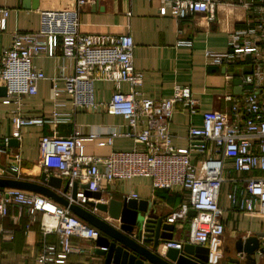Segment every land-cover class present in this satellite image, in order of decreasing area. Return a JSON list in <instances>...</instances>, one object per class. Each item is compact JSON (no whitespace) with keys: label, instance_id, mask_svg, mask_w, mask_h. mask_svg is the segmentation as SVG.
I'll use <instances>...</instances> for the list:
<instances>
[{"label":"built area","instance_id":"built-area-1","mask_svg":"<svg viewBox=\"0 0 264 264\" xmlns=\"http://www.w3.org/2000/svg\"><path fill=\"white\" fill-rule=\"evenodd\" d=\"M228 0H163L160 15L171 16L178 22L193 15L203 14L209 22L216 19L217 7ZM93 0H77L76 6L68 9L44 10L41 12V27L37 32H15L11 45L0 56V85L7 88L2 103L16 104L13 111L12 138L22 137L25 127L60 123L61 108L71 103L72 113L79 111L105 112L120 116L127 122L105 134L86 133L75 127L67 136L57 132L43 135L39 141L38 164L48 176H56L68 184L58 194L70 203L86 208L93 199L88 191L107 193L116 182L146 178L154 189L180 191L186 198L181 206L167 218L170 224H182L191 210L196 216L190 218V233L186 240H173L163 245L181 249L183 244L206 246L210 250V264H221L225 257L223 238L225 210L220 205V195L228 181L226 173L232 169L235 190L228 194L230 208L247 214H259L264 218V0H238L250 16L245 28L235 29L225 51L207 50V61L229 71L233 65L249 61L251 73L242 76L245 93L241 98H232L231 114L208 111L203 114V125L191 127V141L202 139L204 143L191 144L188 148H176L170 124L177 105L191 115L199 112V102L188 86H177L170 98L153 100L139 97L137 88L143 84L144 73L135 66V43L131 34L96 35L80 30L81 11ZM0 31L6 29L7 10H2ZM180 45L191 42L180 41ZM61 58L71 62L72 72L59 66V74L51 78L53 83L54 109L47 117H26L20 108L26 97L38 93L40 81L48 77L33 64L39 56ZM229 79L234 78L227 73ZM113 82L116 90L110 101L96 99L95 82ZM122 83L131 86L130 93L120 90ZM62 85V87H60ZM65 99V101L63 100ZM118 138H130L134 148L130 151H112L105 156L89 155L86 144L93 142L99 147H113ZM10 138L4 141L8 144ZM4 150L0 148V152ZM193 153L200 154V165L193 161ZM22 156L14 154L9 168L20 173ZM5 173V174H4ZM259 173V174H258ZM245 175V176H244ZM0 177H11L5 171ZM77 184V195L72 192ZM64 187V186H63ZM138 199V194L129 196ZM110 199L94 200L96 203ZM12 205L26 208L31 221L36 222L41 214L40 228L45 239L42 254L37 264H59L71 255H86L90 245L101 231L74 214L53 199L41 194L18 189L0 190V222L10 214ZM98 214L97 209L92 210ZM107 221L112 219L104 217ZM4 239L13 241V231L1 229ZM260 237L264 249V230ZM56 235L57 244L47 242V237ZM261 254V253H260ZM263 255V254H261Z\"/></svg>","mask_w":264,"mask_h":264},{"label":"crops","instance_id":"crops-1","mask_svg":"<svg viewBox=\"0 0 264 264\" xmlns=\"http://www.w3.org/2000/svg\"><path fill=\"white\" fill-rule=\"evenodd\" d=\"M33 0H0V18L2 10L8 11L6 29L0 31V56L3 49L11 45L15 32H37L41 27V12L46 10L68 9L76 6L77 0H39V7L33 9ZM28 4V5H27ZM163 0H93L86 5L80 16V30L84 34L125 35L131 34L135 43V66L144 73L143 84L136 90L139 97L160 100L173 96L177 86H188L199 102V112L191 115L189 111L177 105L170 124L174 135L173 144L176 148H188L191 144H202V139L193 141L189 138L191 127L203 125V114L208 111H219L230 115L232 98H241L244 86L236 83L246 73H251L249 61L244 67L233 65L227 72L225 68L210 64L206 59L207 50L225 51L229 48L232 32L245 28L249 12L238 3V0H228L217 7L216 19L209 22L203 14L193 15L187 20L178 22L171 16H161L160 7ZM180 41L191 42V45H180ZM39 56L33 59V64L44 71L48 79L40 81L38 93L26 97L22 101L20 111L26 117H48L54 109L53 83L51 78L59 74V66H66L67 72H72L71 62L61 58ZM234 78L229 79L227 73ZM0 85V142L12 138L13 111L16 104L2 103L6 97L1 92ZM62 87V85H60ZM116 86L113 82L96 81L95 94L99 101H110ZM120 90L130 93L131 86L122 83ZM7 95V94H6ZM264 96V90L262 91ZM65 101V99L63 98ZM63 114L60 123L54 127L51 124L25 127L18 146H6L0 152V164L9 167L15 163L14 154L19 153L21 159L22 178L36 181L42 173L38 164L39 141L43 135L57 132L61 136L70 135L75 127H80L86 133L105 134L116 126H125L126 120L120 116L105 112L79 111L72 113L70 102L61 108ZM130 138H118L113 147H99L93 142L86 144L85 151L89 155L105 156L112 151H130L134 148ZM193 161L200 165V154L193 153ZM1 172V170H0ZM5 174V173H4ZM259 174V173H258ZM245 176V175H244ZM238 176L230 169L226 173L227 182L220 195V205L225 210L224 225L226 232L223 238V260H241L235 251V245L240 238L260 235L264 230V218L259 214H247L230 208L228 194L235 190L234 179ZM66 182H63V186ZM240 186V185H239ZM132 194H138V200H146L151 209L167 222L168 216L184 202V193L154 189L152 181L146 178H135L131 181L116 182L109 186L104 198L122 199ZM99 215L106 217L104 213ZM190 217L182 224H175L174 240L182 241L189 237ZM41 214L36 222L26 208L12 205L10 214L0 222V264H37V258L42 254L45 239L40 228ZM168 223V222H167ZM1 229L13 231L15 239H4ZM48 243L57 244L58 237L50 235ZM91 252L86 255H71L59 264H104V258L97 254V243L91 245ZM257 264H264V255H256ZM228 264L230 263L227 260ZM252 262V261H251ZM250 262V263H251ZM240 264H248L243 259Z\"/></svg>","mask_w":264,"mask_h":264},{"label":"water","instance_id":"water-1","mask_svg":"<svg viewBox=\"0 0 264 264\" xmlns=\"http://www.w3.org/2000/svg\"><path fill=\"white\" fill-rule=\"evenodd\" d=\"M25 3L29 0H24ZM28 5V4H27ZM33 9L39 7V0H33ZM243 85L242 79L236 81ZM1 92L6 96L7 88L2 87ZM19 140L10 138L8 144L3 140L0 148L6 146H18ZM0 170L5 171L11 177H0V188L18 189L26 192L37 193L49 197L70 210L81 219L93 225L101 231L96 240V252L104 258V264H210V250L206 246L183 244L181 249L169 248L165 250L163 245L173 241L175 225L167 223L165 218L151 209L150 203L146 200H138L131 197L122 199L111 198L108 202L96 203L94 200L104 199L102 192L88 191V185H83L85 194L93 199L87 203L86 208L70 203L66 198L59 195L57 190L63 188L68 192L66 184L63 187V179L56 176H48L42 172L39 180L31 181L21 177L20 173L0 164ZM77 184L73 189V198L77 195ZM99 212L108 215L112 220L109 222L103 216L93 213ZM190 217L196 216V211L189 212ZM248 236L240 238L235 251L240 255L241 260L227 259L231 263H242L247 259L248 264H257L256 255H264L261 248L260 237ZM227 260L221 264H228ZM252 261V262H251ZM251 262V263H250Z\"/></svg>","mask_w":264,"mask_h":264},{"label":"trees","instance_id":"trees-1","mask_svg":"<svg viewBox=\"0 0 264 264\" xmlns=\"http://www.w3.org/2000/svg\"><path fill=\"white\" fill-rule=\"evenodd\" d=\"M238 66H240V67H244L245 65H246V62H243V63H239V64H237ZM0 190H3L2 188H0ZM39 216V215H38Z\"/></svg>","mask_w":264,"mask_h":264}]
</instances>
